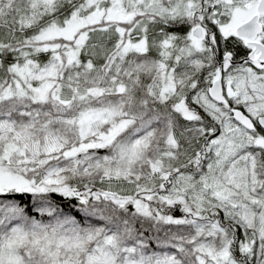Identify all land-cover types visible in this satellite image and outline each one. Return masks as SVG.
<instances>
[{
  "label": "snow or ice",
  "instance_id": "snow-or-ice-1",
  "mask_svg": "<svg viewBox=\"0 0 264 264\" xmlns=\"http://www.w3.org/2000/svg\"><path fill=\"white\" fill-rule=\"evenodd\" d=\"M0 264H264V0H0Z\"/></svg>",
  "mask_w": 264,
  "mask_h": 264
}]
</instances>
